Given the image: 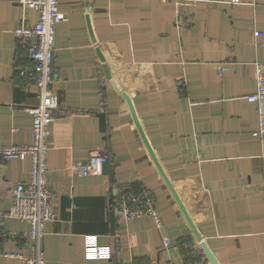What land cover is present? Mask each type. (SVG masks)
Listing matches in <instances>:
<instances>
[{"label": "crops", "instance_id": "obj_1", "mask_svg": "<svg viewBox=\"0 0 264 264\" xmlns=\"http://www.w3.org/2000/svg\"><path fill=\"white\" fill-rule=\"evenodd\" d=\"M59 9L67 18L55 33L58 106L48 152L57 216L41 238L46 264H190L206 255L123 92L219 262L264 264V135L247 99L256 89L255 62L264 61V0H60ZM37 19L19 0H0L2 145L33 140L26 108L37 104L38 88L18 73L31 63L14 29ZM93 148L108 152L110 172L73 173L72 163L85 162ZM30 175L29 157L0 160L1 212L10 210L15 184ZM129 186L152 192L162 227L149 215L117 216L112 231L113 189ZM1 228L18 233L0 237L1 251L34 253L22 235L26 220L6 216ZM87 234L110 246V257L88 258ZM0 264L28 263L0 254Z\"/></svg>", "mask_w": 264, "mask_h": 264}, {"label": "built area", "instance_id": "obj_2", "mask_svg": "<svg viewBox=\"0 0 264 264\" xmlns=\"http://www.w3.org/2000/svg\"><path fill=\"white\" fill-rule=\"evenodd\" d=\"M23 8H34L38 12V19L33 24L25 20L14 29L19 45L30 60L31 67L18 68L20 75H27L38 88V102L26 110L32 115L33 140L25 144H0V160L26 158L31 160V175L28 181L15 184L12 193V205L7 213L0 211V237H15L17 232L3 231L1 228L6 216H13L26 220L29 230L22 235L34 244V253L27 257L21 252L1 251L5 256H14L28 264H46L41 247V238L45 224L57 216L53 197L54 192L48 180V152L50 148V124L54 111L58 106V95L54 89L55 72V33L57 24L66 20V15L59 9L60 0H19ZM191 0H177L187 3ZM238 2L239 0H234ZM262 34V32H256ZM224 70L225 66H219ZM256 89L247 95L250 102L257 106L259 115V129L257 133L264 135V61L255 62ZM106 159V152L93 148L85 162H74L71 170L75 174H97L102 172V163ZM115 206L118 216L124 219H136L145 215L153 217L157 227H162V218L156 205L155 196L146 188L133 186L117 190ZM21 235V234H20ZM163 244L168 246L170 240L165 237ZM85 254L88 258H107L111 255L110 246H100L97 236L85 235ZM174 264V263H170ZM190 264H212L205 255Z\"/></svg>", "mask_w": 264, "mask_h": 264}, {"label": "water", "instance_id": "obj_3", "mask_svg": "<svg viewBox=\"0 0 264 264\" xmlns=\"http://www.w3.org/2000/svg\"><path fill=\"white\" fill-rule=\"evenodd\" d=\"M97 51V54L99 55L100 59L102 61H105V56L104 54L102 53L101 49L100 48H97L96 49ZM104 70H105V73L107 75L108 78H111V74H110V70L109 68L107 67L106 64H104ZM123 95L125 96L130 108H131V111L133 113V117H134V120L136 122V126H137V129L140 133V136L143 140V142L145 143V145L148 147V149L150 150V153H151V156L153 158V161L155 162L164 182L166 183V185L168 186V188L170 189L172 195L174 196L176 202L178 203L183 215L185 216L186 220L188 221L193 233L195 234L196 238L201 242V246L206 254V256L210 259V261L212 262V264H221L218 260V258L216 257V255L213 253V251L210 249V247L208 246V244L203 240L202 238V235L201 233L199 232L193 218L191 217L189 211L187 210L185 204L183 203L177 189L175 188L173 182L171 181V179L169 178V176L167 175V173L164 171L161 163L159 162L155 152L153 151V149L151 148L150 144H149V141L145 135V132L138 120V117L136 116V113H135V110L133 108V104L131 102V98L130 96L126 93V92H123ZM100 118H101V127H102V130L105 131L106 130V122H105V114L104 113H101L100 114ZM110 169H111V164H110V157H109V154L108 152H106V159L105 161L102 163V172L104 173H109L110 172ZM117 194V189H113V199L114 197L116 196ZM111 222H112V225H111V228H112V231H114V227H115V221H116V218L118 216V210H117V207L115 206V202L113 203V209L111 211Z\"/></svg>", "mask_w": 264, "mask_h": 264}]
</instances>
